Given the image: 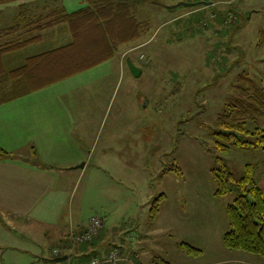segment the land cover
<instances>
[{"label":"rangeland","instance_id":"374dc122","mask_svg":"<svg viewBox=\"0 0 264 264\" xmlns=\"http://www.w3.org/2000/svg\"><path fill=\"white\" fill-rule=\"evenodd\" d=\"M115 1L121 0H0V30L21 10L61 7L70 13ZM124 1L148 24L141 39L121 46L100 67L13 103L21 111L30 104L42 107L36 114L51 127L41 130L26 122L31 128L16 131L25 141L30 131L36 139V130L52 140L55 171L65 178L64 197L52 208L59 226L41 219L31 227L1 219L0 264H45L39 252L63 250L66 241L78 249L84 242L73 243V237L79 238L94 217L102 221L112 249L133 264H225L229 257L237 258L234 264H263L257 256L223 246L224 209L235 193L214 197L211 171L219 167L217 158L237 178L247 165L254 167L255 180L264 171L263 150L220 153L213 137L241 75L264 89V47L259 46L264 0ZM43 50L37 45L8 54L4 66L17 67ZM127 60L138 73L132 74ZM7 114L8 106L0 107V125ZM29 114L35 112H21ZM23 142L0 132V149L7 153L30 155L31 149L23 153L13 147ZM155 203L158 213L152 216ZM100 230L85 249L93 250ZM182 243L199 253L188 254Z\"/></svg>","mask_w":264,"mask_h":264},{"label":"trees","instance_id":"16d2710c","mask_svg":"<svg viewBox=\"0 0 264 264\" xmlns=\"http://www.w3.org/2000/svg\"><path fill=\"white\" fill-rule=\"evenodd\" d=\"M60 26L68 30V44L5 70L3 57L38 42L43 32ZM147 31L148 24L140 22L132 5L124 0L96 2L71 13L61 7L21 10L11 26L0 30V104L91 70L112 59L121 46L141 39ZM259 46L264 47V33ZM240 82L217 118L219 128L213 137L215 150L220 153L232 148L264 151V89L246 74L241 75ZM5 159L15 157L0 149V160ZM217 161L219 167L211 171L213 196L235 193V199L225 208L228 230L222 236L223 246L257 256L264 264V195L253 177L254 167L245 166L244 174L237 178L219 158ZM176 172L181 174L179 169ZM151 212L152 216L158 213V203ZM180 248L188 254L199 253L185 243Z\"/></svg>","mask_w":264,"mask_h":264},{"label":"crops","instance_id":"0c3cea01","mask_svg":"<svg viewBox=\"0 0 264 264\" xmlns=\"http://www.w3.org/2000/svg\"><path fill=\"white\" fill-rule=\"evenodd\" d=\"M70 40L71 39L68 30L64 26H60L52 30H47L43 32L42 37L38 42L29 45L17 52H20L29 47L30 48L35 47L37 45H41V47H43L44 50L37 53L34 52L35 55H31L25 58L24 60H22L19 66L23 65L26 59L41 54L43 52L50 51L59 46L66 45L70 42ZM117 63H118V74L120 75L122 70V58L119 57ZM102 64H100L97 67H100ZM10 69L5 68V70H10ZM56 84L47 86L35 92L25 94L16 99L0 104V107L8 106V114L3 117V120H1V125H0L1 137L6 138L7 140L16 141L18 143L24 141L21 144L22 146L21 148L18 146H13L16 147V149L18 148L20 151H22L21 149H31L30 155L21 154L19 156L18 155L14 156L11 154L12 156L15 157V159L0 160V222L2 224L3 221H1V219L3 218L10 221L13 224H16L18 222H23V224L27 226L31 225V223L34 221L39 222L38 220L41 219L44 222L45 221L48 222V224L59 226V222L56 220L55 216L53 215L54 219L51 218V216L54 212L52 208H56L58 205L57 202H59L61 198L63 199L64 197L63 194L60 193V189H62L63 188L62 186H64L63 184L65 178L59 177L57 173L58 171H55L56 167L52 160L53 159L52 140L39 137L41 133L45 132L41 130L44 129L45 127L48 128V126L51 127V125L45 123L44 121H41V116H38L36 114L41 111L40 109L42 107L40 106L34 107L30 104V106L27 108L26 111H21L19 106H18L19 109L16 110L13 109L15 107V104L13 103L19 104L18 101L30 97L43 90H46ZM21 112H35V114L22 116ZM26 122H33L34 124L37 125L36 129L37 128L41 129V130H36V135H37L36 139L35 137H33L31 131L28 133L29 137H27L26 141L29 143V145H31L29 148H27L29 145L26 147L25 140L18 138L19 135L17 134L16 131L20 129L22 126H24L25 129L31 128L30 125H28ZM11 149H15V148H11ZM22 152L24 153V151ZM257 181L264 195V171L260 174ZM78 231L80 235L82 233L81 229H78ZM75 234H76V230L74 228H71V237L73 235L75 236ZM105 234L106 231L103 225L98 235L99 237L97 238V243L95 245H93L95 242L92 244L93 250L91 251L85 249L86 247H84V243H78L79 248L76 249V247L73 246L75 249L72 254L70 253V256L68 257L69 260L73 262L72 258H74L76 260V263L82 264L86 262L87 258L90 255H100L101 257H105L114 247V245L110 244L111 242H109L110 241L109 239L106 240V237L104 239ZM61 236L62 234H60V237ZM63 237L61 238V240L63 239ZM102 238L104 239L103 242L101 241ZM64 243L65 244L61 243L63 244L62 245L63 250H61V248L60 249L57 248L52 250L51 252L48 250L45 252L43 251L39 252L40 254L43 255V258H39L40 261L44 262L45 264H62V263H54L48 260H52L57 257L67 256V254H69L68 253L69 250L70 251L73 250V247L70 248L68 246L67 241ZM236 259L237 258L235 257L232 260L231 257H229L225 259L223 262H225V264H234L237 261Z\"/></svg>","mask_w":264,"mask_h":264},{"label":"built area","instance_id":"2783aa9c","mask_svg":"<svg viewBox=\"0 0 264 264\" xmlns=\"http://www.w3.org/2000/svg\"><path fill=\"white\" fill-rule=\"evenodd\" d=\"M102 225L103 223L98 217L90 219L85 228V231L79 236V238L73 237V243H76L77 241H82L84 243L90 244L91 241L97 236ZM71 251L68 255H70ZM125 262L133 264V261L124 257L119 249L114 248L105 257L101 258L98 256H90L89 259L82 264H120ZM65 264L74 263L67 259Z\"/></svg>","mask_w":264,"mask_h":264},{"label":"water","instance_id":"95a60500","mask_svg":"<svg viewBox=\"0 0 264 264\" xmlns=\"http://www.w3.org/2000/svg\"><path fill=\"white\" fill-rule=\"evenodd\" d=\"M201 5L203 6H208L209 3H200ZM184 6H192V5H195V4H183ZM127 64L129 65L130 67V70L132 72V74H136L139 72V70L137 68H135L129 60H127ZM67 256H63V257H57L55 259H52V260H48V261H51V262H54V263H63L64 261L67 260Z\"/></svg>","mask_w":264,"mask_h":264}]
</instances>
